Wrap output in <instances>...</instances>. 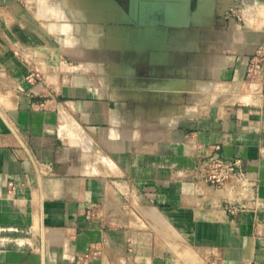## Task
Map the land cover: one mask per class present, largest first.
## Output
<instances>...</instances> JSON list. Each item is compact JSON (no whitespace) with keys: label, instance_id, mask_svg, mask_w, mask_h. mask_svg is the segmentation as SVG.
<instances>
[{"label":"crops","instance_id":"0c3cea01","mask_svg":"<svg viewBox=\"0 0 264 264\" xmlns=\"http://www.w3.org/2000/svg\"><path fill=\"white\" fill-rule=\"evenodd\" d=\"M263 43L264 0H0V264H264Z\"/></svg>","mask_w":264,"mask_h":264},{"label":"built area","instance_id":"2783aa9c","mask_svg":"<svg viewBox=\"0 0 264 264\" xmlns=\"http://www.w3.org/2000/svg\"><path fill=\"white\" fill-rule=\"evenodd\" d=\"M264 73V43L259 46L255 55L251 58L247 71V80L250 84H255L260 80ZM204 178L207 182L223 188L230 185L231 189L243 195H249L256 185L255 180L251 179L248 173L242 169L238 160H228L217 154L210 155L203 161ZM243 206H232V213L239 212Z\"/></svg>","mask_w":264,"mask_h":264},{"label":"water","instance_id":"95a60500","mask_svg":"<svg viewBox=\"0 0 264 264\" xmlns=\"http://www.w3.org/2000/svg\"><path fill=\"white\" fill-rule=\"evenodd\" d=\"M228 12H229L228 9H225L224 12H223V15L228 14Z\"/></svg>","mask_w":264,"mask_h":264}]
</instances>
